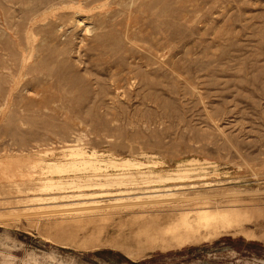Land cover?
Here are the masks:
<instances>
[{"label": "rangeland", "instance_id": "obj_1", "mask_svg": "<svg viewBox=\"0 0 264 264\" xmlns=\"http://www.w3.org/2000/svg\"><path fill=\"white\" fill-rule=\"evenodd\" d=\"M73 146L144 163L42 200ZM0 264H264V0H0Z\"/></svg>", "mask_w": 264, "mask_h": 264}, {"label": "bare ground", "instance_id": "obj_2", "mask_svg": "<svg viewBox=\"0 0 264 264\" xmlns=\"http://www.w3.org/2000/svg\"><path fill=\"white\" fill-rule=\"evenodd\" d=\"M127 1H129V0H127ZM71 2V1H70ZM134 2V1H133ZM130 3V2H129ZM128 3V4H129ZM131 5V4H130ZM64 16H65V14H64ZM66 17H67V15H66ZM70 17H72V16H70ZM98 18V17H97ZM71 19V18H70ZM75 22V21H74ZM73 22V23H74ZM81 22V21H80ZM83 22V21H82ZM81 22V23H82ZM77 23V22H76ZM76 25V24H75ZM129 26V25H128ZM87 28V27H86ZM85 28V29H86ZM128 28V27H127ZM87 30V29H86ZM127 31V30H126ZM89 32V31H88ZM129 33V32H128ZM125 34H126V32H125ZM129 35V34H128ZM124 37H127L126 35L124 36ZM128 38V37H127ZM130 39V38H129ZM128 39V40H129ZM130 42V41H129ZM132 42V41H131ZM46 154V153H45ZM99 155H100V153L98 154L96 151H92L91 153H89L87 150H85L84 148H82V147H80V146H73V147H70L69 149H66V150H64L63 151V157H65V156H67V158H71V159H73L72 161H62V160H56V158H52V159H50V160H48V159H45V158H43V157H41V158H36L35 160H33L30 164H29V170H27L26 171V173H30V174H32L33 172H32V170L34 169H37V167H42V169H46L48 172H52L53 174L54 173H60V171H67L68 170V172L72 169V170H77V169H80V170H82L83 171V169L82 168H84L85 170H89V171H91V172H86L85 174H77V173H75L74 174V176H70L69 178H63V176H62V178L60 177V178H56V179H54V177H52L53 175H52V173H51V175L52 176H49L48 175V173L46 174L47 176L45 177V181H44V183L42 184V187H43V189H49L50 191H48V192H52V190H63L64 192H62V193H64V194H62V193H59L58 192V195L59 194H62V195H60V196H57V194L56 193H54L55 195L53 196H46V197H43V196H41V198H42V200H43V198H44V200L45 199H48V200H52V199H55V198H58V197H60V198H71V199H77L76 201L79 203L80 202V200H82V203L83 202H87V200L88 199H92L93 197H97V196H100L101 194H102V196L104 195L103 193H99V192H102V191H96V190H98V189H104L103 187L104 186H107V185H111V184H114V183H123V181L124 180H126V179H129L130 178V176H132L133 174H134V172H132V171H125V169H127V168H132V167H137V168H139L140 169V167L142 166V164L144 163L143 161L142 162H139V161H135V160H132V159H130V158H121V159H118V158H108V159H103V157L101 158V157H99ZM66 158V157H65ZM154 161V160H153ZM158 161V160H157ZM193 161V160H192ZM157 163V162H156ZM146 164V163H145ZM153 165V164H152ZM151 165V166H152ZM143 166H145V165H143ZM150 166V165H149ZM150 166V167H151ZM107 167H113V168H119V169H122L123 171H120L121 173H117V174H113V173H108V170H106L107 169ZM146 167V166H145ZM148 168V167H147ZM30 169H32V170H30ZM195 169V168H194ZM71 170V171H72ZM143 170H145V169H143ZM185 169L183 168H179V169H177L176 170V172L177 173H174V174H176L177 175V178H175L174 176V178L175 179H178V177H183V176H185V174L183 173V171H184ZM192 170V169H191ZM199 170V169H198ZM74 171H72V172H74ZM78 171V170H77ZM147 171V170H146ZM157 171V170H156ZM194 171V170H193ZM196 171V170H195ZM43 172V171H42ZM45 172V171H44ZM84 172V171H83ZM136 172V171H135ZM159 172V171H158ZM158 172H157V175H158ZM62 173V172H61ZM137 173H145V171H142L141 172V170H140V172L139 171H137ZM147 173H149V172H147ZM154 173V172H153ZM160 173V172H159ZM171 173V172H170ZM67 174V173H66ZM165 174H166V172H165ZM173 174V175H174ZM199 174V173H198ZM68 175V174H67ZM145 175V174H144ZM196 175V174H195ZM83 176H84V178H83ZM86 176V177H85ZM137 176V175H136ZM135 176V177H136ZM148 176H149V174H148ZM156 176V175H155ZM190 176V175H189ZM188 176V177H189ZM129 177V178H128ZM138 177V176H137ZM163 177H165V179L166 178H169V177H172V175L171 174H167V176H165L164 174H160V175H158V178L161 180V179H163ZM42 178V177H41ZM173 178V179H174ZM138 179V178H137ZM141 179H143V178H141ZM149 179V178H148ZM131 178L129 179V181L128 180H126L127 182H129V183H131ZM134 180V179H133ZM140 180V179H139ZM136 181V180H135ZM143 181V180H142ZM149 181V180H148ZM147 181V182H148ZM153 181H156V180H154L153 179ZM164 181V180H163ZM125 182V181H124ZM133 182V181H132ZM151 182H152V180H151ZM42 183V182H41ZM134 183V182H133ZM132 183V184H133ZM175 183V182H174ZM179 183V182H178ZM126 184V183H125ZM136 184V183H135ZM147 184V183H146ZM184 184V183H183ZM172 185V184H171ZM175 185V184H174ZM173 185V186H174ZM186 185V184H185ZM129 186V185H128ZM170 185H168V187H169ZM178 186V185H177ZM140 187V186H139ZM155 187V186H154ZM159 187V186H158ZM157 187V188H158ZM163 187V189L165 188L164 186H161L160 188H162ZM174 187H176V185L174 186ZM191 187V186H190ZM113 188V187H112ZM131 188V187H130ZM42 189V190H43ZM68 191H71V193L69 192V193H65L67 190ZM126 189V188H125ZM123 190V189H121V190H123V193L126 191V190H128V189H126V190ZM134 190L135 189H138L139 190V188H133ZM148 189V188H147ZM156 189V188H155ZM159 189V188H158ZM162 189V190H163ZM168 189V188H167ZM167 189H165V191H169V190H167ZM184 189V188H183ZM132 189H130V191H131ZM141 190V189H140ZM143 190V189H142ZM116 191V190H115ZM136 191V190H135ZM164 190L162 191V192H165ZM173 191V190H172ZM175 191V190H174ZM47 192V193H48ZM54 192H56V191H54ZM73 192V193H72ZM104 192H106V191H104ZM109 192V191H108ZM158 192H160V191H158ZM181 192H183V191H181ZM181 192H179V193H181ZM238 192V191H237ZM110 193H112L111 191H110ZM126 193V192H125ZM127 193H129V190H128V192ZM132 193V192H131ZM153 193V192H152ZM152 193H150L149 192V194H152ZM156 193V192H155ZM154 193V194H155ZM161 193V192H160ZM175 193V192H174ZM239 193V192H238ZM118 194H121V193H118ZM134 194V193H133ZM137 194V193H136ZM153 194V195H154ZM163 194V193H162ZM184 194H186V193H184ZM111 195V194H110ZM126 195H128V194H126ZM125 195V196H126ZM135 195V194H134ZM140 195V194H139ZM180 195H183V193L182 194H180ZM113 196V195H112ZM122 196V195H121ZM133 196V195H132ZM146 196H148V195H146ZM156 196H158L157 194H156ZM161 196V195H160ZM197 196V195H196ZM40 197V196H39ZM130 197V196H129ZM136 197V196H135ZM140 197V196H139ZM170 197V196H169ZM184 197V196H183ZM194 197H195V195H194ZM205 197V196H204ZM119 198H120V196H119ZM122 198V197H121ZM128 198V197H127ZM145 198H148V197H145ZM163 198V197H162ZM165 198V197H164ZM99 199V198H98ZM154 199V198H153ZM160 199V198H159ZM179 199V198H178ZM40 200V199H39ZM61 200V199H60ZM62 200H64V199H62ZM67 200V199H66ZM65 200V201H66ZM79 200V201H78ZM129 200V199H128ZM149 200H150V198H149ZM152 200V199H151ZM161 200V199H160ZM164 200V199H163ZM189 200V199H188ZM192 200V199H191ZM190 200V201H191ZM130 201H131V199H130ZM148 201V200H147ZM169 201V200H168ZM173 201V200H172ZM199 201V200H198ZM197 201V202H198ZM46 202V201H45ZM49 202V201H48ZM47 202V203H48ZM50 202H52V201H50ZM54 202H55V200H54ZM57 202V201H56ZM76 202V203H77ZM151 202V201H150ZM153 202V201H152ZM155 202H157V201H155ZM164 202V201H163ZM189 202V201H188ZM196 202V201H195ZM43 203V202H42ZM46 203V204H47ZM68 203V202H67ZM74 203H75V201H74ZM128 203H130V202H128ZM160 203H161V201H160ZM165 203V202H164ZM168 203V202H167ZM175 204H177L176 202H174ZM70 204H72V203H70ZM69 204V205H70ZM107 204V203H106ZM109 204V203H108ZM113 204V203H112ZM131 204V203H130ZM133 204V203H132ZM138 204H139V202H138ZM153 204H155L154 202H153ZM170 204V203H169ZM203 202H202V205H201V203H200V205H201V207L199 208L198 207V209H195V210H197L196 212H195V210H193L195 213H196V218L195 219H197L199 222H203V224H204V226L203 227H205V225H207V226H210V228H209V230H208V233H215V232H217L221 227H227V226H229V225H231V216H230V214H231V210L230 211H225L224 209V211H221V207H219V208H221L220 210H218V211H213V209H216V208H218V207H215V208H213V209H211V208H209L208 206H203ZM207 204V203H206ZM109 205H111V204H109ZM121 205V204H120ZM142 205H144V204H142ZM147 205V204H146ZM145 205V206H146ZM172 205V204H171ZM219 206H220V204H218ZM99 206V205H98ZM97 206V207H98ZM105 206V205H104ZM139 206V205H138ZM155 206H156V204H155ZM225 207H226V205H224ZM228 206H230V205H228ZM76 207V206H75ZM80 207V206H79ZM91 207V206H90ZM101 207V206H100ZM99 207V208H100ZM121 207V206H120ZM139 207H141V206H139ZM81 208V207H80ZM79 208V209H80ZM99 208H96V209H99ZM123 208V207H122ZM129 208V207H128ZM73 209V208H72ZM124 209V208H123ZM126 209V208H125ZM174 209V208H173ZM172 209V210H173ZM180 209V208H179ZM181 209H184V208H181ZM100 210V209H99ZM159 210V209H158ZM217 210V209H216ZM61 211V210H60ZM80 211V210H79ZM95 211V210H94ZM101 211V210H100ZM99 211V212H100ZM102 211H104V210H102ZM75 212V211H74ZM98 212V213H99ZM192 212V211H191ZM86 213V212H85ZM88 213H89V211H88ZM103 213V212H102ZM109 213V212H108ZM101 214V213H100ZM77 216H78V214H77ZM104 216V215H103ZM67 217V216H66ZM193 219H194V217H193ZM184 223H185V225L188 227V229L190 230L189 232H193L195 229H196V226L193 224V223H191V221L190 220H188V219H184ZM183 226V225H182ZM180 227V226H179ZM178 227V228H179ZM174 227H173V230L172 231H174ZM206 229V228H205ZM169 230H170V228H169ZM169 230H167V231H169ZM187 230V229H186ZM171 231V230H170ZM185 233V234H178V235H176V239L177 240H185V239H188L191 235H190V233ZM191 232V233H192ZM197 233V232H196ZM199 233V232H198Z\"/></svg>", "mask_w": 264, "mask_h": 264}]
</instances>
